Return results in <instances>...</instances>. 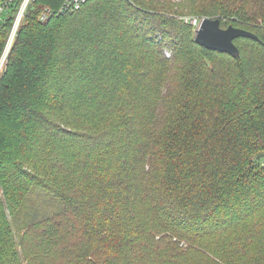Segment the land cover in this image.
I'll return each instance as SVG.
<instances>
[{
	"label": "trees",
	"instance_id": "obj_1",
	"mask_svg": "<svg viewBox=\"0 0 264 264\" xmlns=\"http://www.w3.org/2000/svg\"><path fill=\"white\" fill-rule=\"evenodd\" d=\"M65 1L0 76V264H264V0Z\"/></svg>",
	"mask_w": 264,
	"mask_h": 264
},
{
	"label": "built area",
	"instance_id": "obj_2",
	"mask_svg": "<svg viewBox=\"0 0 264 264\" xmlns=\"http://www.w3.org/2000/svg\"><path fill=\"white\" fill-rule=\"evenodd\" d=\"M34 0H1L0 1V33L1 28L6 24V22L13 19L12 26L10 28V32L5 42V47L3 48L2 54L0 56V76L3 69H5L8 63V57L13 48V43L19 33V28L24 22L27 11L30 8L32 2ZM89 0H66L60 11H77L82 9V7ZM14 5H17L16 8ZM53 14V9L49 6L43 7L40 11V19L41 21L48 20ZM196 21V20H195Z\"/></svg>",
	"mask_w": 264,
	"mask_h": 264
},
{
	"label": "water",
	"instance_id": "obj_3",
	"mask_svg": "<svg viewBox=\"0 0 264 264\" xmlns=\"http://www.w3.org/2000/svg\"><path fill=\"white\" fill-rule=\"evenodd\" d=\"M240 37L260 39L256 33L249 29L247 30L235 25L224 28L220 18L213 19L207 17L200 21L195 31L194 39L203 47L206 46L209 49L237 57L241 52L235 40Z\"/></svg>",
	"mask_w": 264,
	"mask_h": 264
},
{
	"label": "rangeland",
	"instance_id": "obj_4",
	"mask_svg": "<svg viewBox=\"0 0 264 264\" xmlns=\"http://www.w3.org/2000/svg\"><path fill=\"white\" fill-rule=\"evenodd\" d=\"M36 0H34L33 2H32V4L35 2ZM174 1H178V0H173V2ZM32 4H31V6H32ZM30 6V7H31ZM90 7H92V6H89L88 8H90ZM87 9V8H86ZM92 14H95V13H97L94 9H92ZM27 17H28V14H27V16H26V18H25V20H24V22H26V20H27ZM213 18V19H215L216 17H210V16H199V15H196V14H193V13H189V14H184V15H181L180 16V18L181 19H183L185 22H188V23H190V24H192L193 26V28H192V30H191V32H192V36H193V38L195 37V31H196V29H197V27L199 26V23H200V21L201 20H203L204 18ZM94 18V17H93ZM219 18V17H218ZM196 20V21H195ZM24 22L22 23V25L24 24ZM21 25V26H22ZM230 25H232V24H228V23H223L222 22V26L224 27V28H227V27H229ZM21 28V27H20ZM19 34V33H18ZM18 36V35H17ZM17 38V37H16ZM239 39V38H238ZM16 40V39H15ZM15 42V41H14ZM14 44V43H13ZM14 46V45H13ZM247 48V47H246ZM245 48V49H246ZM13 49V48H12ZM252 50V49H251ZM2 51H3V49H2ZM2 51H1V53H0V56H1V54H2ZM12 51V50H11ZM164 53L167 55V57L168 58H171L174 54H173V50H172V48L170 49V48H168V47H166L165 48V51H164ZM9 58V57H8ZM9 61V60H8ZM8 64H9V62L7 63V65H6V67H5V69H3V71L1 72V76H3L4 74V72H5V70H6V68H7V66H8Z\"/></svg>",
	"mask_w": 264,
	"mask_h": 264
}]
</instances>
